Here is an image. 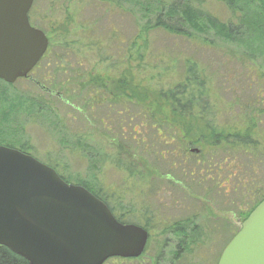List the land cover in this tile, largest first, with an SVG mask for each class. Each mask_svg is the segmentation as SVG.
Here are the masks:
<instances>
[{
	"label": "rangeland",
	"instance_id": "rangeland-1",
	"mask_svg": "<svg viewBox=\"0 0 264 264\" xmlns=\"http://www.w3.org/2000/svg\"><path fill=\"white\" fill-rule=\"evenodd\" d=\"M186 1L122 0L121 4H117L110 0H34L33 16L47 29L49 37L57 42V46L51 58L43 62L33 77L54 92L63 93L66 99L70 95L74 96V93L76 96L78 94V84L74 81L76 76L81 82L91 72L104 75L111 81L133 82L137 89L136 95L145 90L151 96L182 83L189 64L195 66L203 80L208 83L212 81L208 85L213 86L220 108L227 109L234 96L242 99L244 96H254L258 88L264 92V57L258 54L253 60L245 58V51L239 44L224 40L221 28H208L206 32H200L198 30H203L200 24L191 27L184 21L170 18H166V21L180 27L184 35L153 28L160 14L156 8L162 4L166 7L181 6ZM191 4L202 14L203 25L207 26V18L219 25L230 21L237 24L230 8L222 1L191 0ZM59 29L68 30L70 35ZM82 37L88 39L84 52L73 46L68 47V40L73 43ZM54 58L68 63L66 74L51 66ZM250 78L255 81L252 90L248 91ZM232 85L235 89L231 88ZM3 87L4 83H0V88ZM79 88L83 91L82 86ZM240 90L245 92L240 94ZM7 91L9 102L2 101L0 105V144L22 145L34 153L35 159L44 164H48L49 160L65 177L73 181H86L101 191L102 195L107 187L119 190L122 181L138 171L148 176L150 174V178L155 176L153 185L158 191L160 186L163 188L158 194L155 193L156 200L146 199L145 203H134V200L129 199L134 208L125 207L126 211L132 209L136 213L142 210L155 216L154 222L149 223L150 239L146 251L138 259H111L106 264H175L174 256L183 249L179 248L181 236L166 235L163 230L166 226L183 224L187 226L185 230L188 232L199 225L202 231L197 236L207 245L200 242L195 249L192 246L188 257L178 264H189V261L192 264H217L231 237L238 232L239 219L253 207L249 190L264 193V166L258 165L252 170L247 162L241 164L244 182L235 178L232 179L233 186L215 187L211 181L203 185L191 184L189 172L196 159L195 146L188 149L185 162L175 159L173 165L176 168L171 167L170 150L176 149L177 158L185 156L187 147L179 142L180 136L176 144L166 147L153 141L155 131L148 128L144 130L140 127L138 134H133L128 128L125 132H108L100 122L101 119L109 122L105 111L110 110L112 114L120 110L119 107H109V103L102 107L103 110H96L100 115L95 111L85 115L78 109L82 94L79 98L74 96L72 101L69 100L70 104H65L57 97L40 92L34 83L27 80L17 81L8 86ZM83 93L85 95L86 92ZM34 103L41 105L45 110L43 114H34ZM138 110L144 112L140 105L130 106L129 113L125 112L121 116L115 113L112 121L121 124L120 121H127L130 114ZM237 113L234 107L230 117H220V124H235L237 119L234 115L237 116ZM131 123L140 124L139 116H135ZM166 131L175 132L172 129ZM67 140L89 144L94 150L90 151L91 154L83 153V148L77 147V144L65 148ZM145 145L146 148L143 147ZM162 149L163 157L169 158L166 161L160 160L162 157L157 155ZM197 169L199 177L206 176L205 172L210 170L205 165ZM164 170L172 178L170 184L159 178ZM137 181L134 177L129 186L134 189L136 185L135 198L140 196L138 192L141 190L138 188L148 186V183ZM164 184H169V189ZM165 188L169 190L168 193L163 192ZM143 191L151 190L148 188Z\"/></svg>",
	"mask_w": 264,
	"mask_h": 264
},
{
	"label": "trees",
	"instance_id": "trees-1",
	"mask_svg": "<svg viewBox=\"0 0 264 264\" xmlns=\"http://www.w3.org/2000/svg\"><path fill=\"white\" fill-rule=\"evenodd\" d=\"M110 1L116 2V0ZM121 1L122 0H118L116 3L121 4ZM219 1L224 2L228 8H230L233 18L237 20V24H234L233 21H230L228 24L219 25L216 23V21L207 18L205 19L207 26L203 25L201 22V19L204 21L202 14L192 6L191 0H188L184 3V5L181 6L173 5L166 7L162 4L156 8L160 14L157 17L153 28L164 29L165 31L172 34H185V32H183L180 27H177L175 24L173 26L170 25V23L166 21V18H170V20L178 19L184 21L185 24H189L191 27H196L200 24L203 27V30H198L200 32H206L205 30L208 28H221L225 35L224 40L228 41V43L231 42L239 44L240 47H242L241 49L245 51V58L247 57L253 60V58L258 54L259 56L264 57V52H262L264 51V0ZM33 11L34 7L29 14L31 24L34 27L43 30L50 39V45L48 48L49 50L46 53V58H49L52 56V52H54L57 42L49 37L47 29L42 26V23H39V21L36 19V16H33ZM59 31L67 34L69 33L68 30L61 31V29H59ZM88 34H90V32ZM67 45L68 47L73 46V48H78V50L84 52L85 49H87L88 39H85L84 37L81 39L78 38L73 43L69 42L68 40ZM249 52L251 54H249ZM67 65L68 63L66 61H63V59L59 58H54V62L51 64V66H53L56 71H64V74L68 72L66 68ZM93 73L94 72L88 73L87 77L81 79V82L77 80V76L74 80L78 84V94L76 96L74 93L75 98H79L83 92H86L85 96L88 98L84 103H82L80 100L78 101V103L81 104L78 109L85 112L87 115L93 113V108L98 106L99 103L96 102V100H94L91 96L95 94L94 90L100 88L104 89L105 94H112L110 99H108V102L117 104L119 109H122L120 107L122 104L123 108H126L127 103H131L133 107L134 105L136 106V104L138 106L140 105L141 110L144 112L138 110L136 113L132 114V116H139V122L141 123H150L149 130L151 129L155 131V137L153 141H158L159 145L169 147V145L173 146V143L176 144V140L178 139V136H180L179 142L185 144L187 147L185 149L186 151L184 150L186 158L185 156L182 157V155L177 158L176 156L178 154L174 148L169 151V154H171L169 157L170 159L172 158V163L169 161V165L171 167H175V165H173V161L175 159H179L184 162L187 160L186 154L189 148L195 146L193 149L199 151V155L196 154V159L192 162V170L189 172L191 184L195 183L196 185H203V183L208 184L209 181H211V185L215 187L220 185L230 186V182H232L235 178L237 181L239 179L240 182H244L243 180H245V177L243 176L241 170L242 162H247L252 170L255 167H258V165L264 166V92L261 88L257 89L254 96H244L243 99L233 95V101L229 104V106L227 105V107L230 109L227 110L228 108H220L218 105L216 97L213 93V86L208 85L212 83V81L208 83L203 80L202 76H200V73L195 69V66H190L189 64L185 75L186 78L182 83L178 84L174 88L166 90L162 89L161 92H155L151 96H149L148 91L145 90L144 92H139L138 95H136L137 89L134 87L133 82L127 83L125 81H111V79L105 77L104 75H97ZM254 81L255 79L253 78L249 79V82L251 83H247L248 91L252 90ZM0 83H4V87L0 88L1 105L2 101L5 103L9 102L7 87H10L13 84H6L1 79ZM79 86H82L83 91H79ZM233 86L234 85H232L231 88L235 89ZM244 92L241 90L239 91L240 94ZM74 96L70 95L69 99L72 101ZM5 103L4 105H6ZM234 107L238 111L237 116L234 115V118L237 119L234 121L235 124L233 123L234 125L232 124L231 126H228L226 123H224L221 125L219 121L220 117H230ZM32 109L35 110L34 114L36 115H40L39 113L43 114L45 111L41 105L36 103L33 104ZM50 123L51 120L49 119V124ZM168 129L175 130V132H167L166 130ZM164 138H167V141H165ZM71 144H77V147L83 148V153L88 152L91 154L92 152L90 151L94 150L89 146V144L81 142L74 143L72 140H67V144H65L64 147L67 148ZM0 146H6L12 149L15 148L22 151L23 153L30 154L34 158L36 157L34 153L30 151V149H26L22 145L18 146L16 144L13 145L10 143H2ZM152 146L154 149H156L155 145ZM143 147L146 148V145ZM163 150L164 149L159 150L160 154L157 155L162 157L160 160L166 161L169 158L167 159L165 158L166 156L163 157V155H161ZM47 161L48 164L46 165L56 170L61 178L68 184L71 185L76 182V184L73 185H78L81 187L83 186L85 189L98 197L102 202L104 201V195H102L101 191L91 187L86 181H73L65 177L62 171L58 170V168L55 167L52 162L49 160ZM203 165L210 169L209 171L213 172V174H210L209 171H206L205 173L209 176L206 175L199 177L197 168ZM248 195L252 201L253 207L250 209L249 213L242 216V222L247 220L249 215L260 205L262 201H264V193H262L260 190L258 191L250 189ZM134 225L139 226L141 224L139 223ZM183 225H172L170 227L166 226L164 228H173L172 231H169L181 236L182 233L185 232V228L179 229L177 227H183ZM149 227L150 225L144 228L149 229ZM201 231L202 230L200 226L197 225L193 229L191 228V231H189L192 233V236L179 239V248L181 247L183 249L177 252V255L174 256L175 264L185 260L188 257L187 255H189V252L192 251V246H194L195 249L198 247L199 243L202 242V238L197 236ZM237 233H235L231 239ZM202 245L206 246L207 243L205 242L204 244L203 241ZM189 248L190 250H188ZM219 259L220 258H218V261ZM218 261L216 262L217 264ZM188 263L192 264L190 261ZM0 264L30 263L21 256L14 254L8 248L0 245Z\"/></svg>",
	"mask_w": 264,
	"mask_h": 264
},
{
	"label": "water",
	"instance_id": "water-1",
	"mask_svg": "<svg viewBox=\"0 0 264 264\" xmlns=\"http://www.w3.org/2000/svg\"><path fill=\"white\" fill-rule=\"evenodd\" d=\"M33 4L0 0V79L9 85L28 78L49 50L50 39L31 24ZM149 238L143 227L120 223L83 186L0 146V245L17 256L30 264H106L140 258ZM223 251L218 264H264V201Z\"/></svg>",
	"mask_w": 264,
	"mask_h": 264
},
{
	"label": "flooded vegetation",
	"instance_id": "flooded-vegetation-1",
	"mask_svg": "<svg viewBox=\"0 0 264 264\" xmlns=\"http://www.w3.org/2000/svg\"><path fill=\"white\" fill-rule=\"evenodd\" d=\"M45 58H46V55L43 57V59L40 62V64L35 69H33L32 74L28 78H24L22 80H27V81H29L31 83H34L38 87V89L40 90V92L45 93V94H48V95H50L52 97H57L61 102L65 103V104H70L69 103V100L70 99L64 98L63 97V93L54 92L45 83L44 84L43 83H40L37 79H35L33 77L35 75L36 71L40 69V67L43 64V62L46 59L49 60V58H46V59ZM22 80H18V81H22ZM79 91H80V88H79ZM94 91H95V94L92 95L91 97L94 100H96V102H98L99 105L96 106L95 108H93L94 109L93 111H95L96 113H98L100 115L99 111L103 110L102 107H105V105H107V103H109V107H111V106L118 107L117 104H112L111 102H108V99H110V97L112 96V94L111 95L105 94L104 93V89H101V88L100 89H96ZM83 94L84 93H82V96L80 98V101L82 103H84L85 100L88 99ZM130 106L132 107V104L131 103H127L126 108H123V104H122V105H120V107L122 109H120V111H116V112L114 111V113H112V114L110 113V110H106L105 111L107 113L106 117L108 116L109 122L110 121L111 122L109 123L108 121H105L104 119H101L100 122H101V124L104 125V128L103 129L107 130L108 132L115 133L118 130H121L122 132H125L127 130V128H128L129 130H132V132L135 133V134L136 133L138 134L140 132V129L141 128H143L144 130H146V128H148V130H149L150 123H148V122L140 123V124L137 123L136 125H135V123L134 124L131 123L133 121V118H134L132 116V114H130V116L128 117V120L127 121H120L119 120L121 124H114L113 123L112 119H113L115 113L118 116L123 115V113H125V112L126 113H129L128 110L130 109ZM96 110H99V111H96ZM80 112L82 114H85V112H83V111H80ZM85 115H87V114H85ZM107 122H108V124H107ZM164 140L167 141V138H164ZM143 141H145V140H143ZM162 154L164 155V153H162ZM196 154L199 155V153H196ZM150 173H154V171L153 172L150 171ZM144 176L148 180H146V178ZM149 176H150V174H149ZM149 176L147 174H145V173H142V172H139L138 171L137 174L134 173V174L131 175L130 178H128V179L126 178V181H124V180L122 181L121 188L119 189L120 191L119 190H114L111 187H107L105 189L106 191H105V194H104V201L103 202H104V204L107 205V207L113 213L115 219H117L119 222L126 223L125 225H128L129 223L130 224L131 223H133V224H139L140 223L144 227L149 226V223L150 222H154L155 219L153 217H155V216L154 215H151L150 212L143 213V211L140 210L141 212L138 211V212L135 213V211H133L132 209H128L127 211L125 209V207L126 208L127 207L134 208L132 206L133 203H131L130 200H132V201L134 200V203L135 202L138 203V202H141V201H143L145 203V202H147L148 199H153L154 200L155 199V197H154L155 193L158 194L159 192H161L163 190V188H161V186H160L159 187L160 189L158 191V188L155 187L153 185V183H152V182H155L156 177L155 176H152V178H150ZM134 177L136 179H138V181H137L138 183H148V186H144L143 188L142 187L138 188V190H141L140 192H138V194L140 195V196L138 195L139 196L138 198H135L137 196V195H135L136 194V192H135L136 191V185L134 186V189L129 187L131 185L130 180H134ZM160 177L163 179L164 182H168L170 184V182H171L170 180L172 178H171V176L169 177V175L165 173V170L162 173H160L159 178ZM231 183L232 182H230L229 185H232ZM169 184H167V185L164 184V187H166V188L169 189ZM148 188L151 190L150 192L149 191L148 192L143 191L144 189H148ZM166 188H165V191H163V192L168 193L169 190L166 189ZM141 209H143V208H141ZM241 224H242V221L239 219V223L237 225L238 226L237 227L238 229L240 228ZM141 225H139V226H141ZM143 226H141V227H143ZM185 227L186 226L184 224L183 227H177V228L183 229ZM146 230L148 231V233L150 232L149 229H146ZM169 230L172 231L173 228H165L163 230V233H165V234L167 233L166 235H170V236L171 235H174V236L177 235L176 233H173V232L171 233ZM184 231L185 232H183L182 235H181V237H179V238L192 236V233H190V232H188L186 230H184Z\"/></svg>",
	"mask_w": 264,
	"mask_h": 264
}]
</instances>
